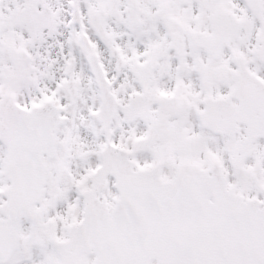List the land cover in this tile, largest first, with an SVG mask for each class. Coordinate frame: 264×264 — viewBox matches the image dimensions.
Returning a JSON list of instances; mask_svg holds the SVG:
<instances>
[{
    "label": "snow or ice",
    "instance_id": "1",
    "mask_svg": "<svg viewBox=\"0 0 264 264\" xmlns=\"http://www.w3.org/2000/svg\"><path fill=\"white\" fill-rule=\"evenodd\" d=\"M0 264H264V0H0Z\"/></svg>",
    "mask_w": 264,
    "mask_h": 264
}]
</instances>
